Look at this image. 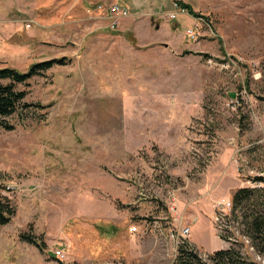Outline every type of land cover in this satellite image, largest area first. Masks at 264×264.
I'll return each mask as SVG.
<instances>
[{"label": "rangeland", "instance_id": "rangeland-1", "mask_svg": "<svg viewBox=\"0 0 264 264\" xmlns=\"http://www.w3.org/2000/svg\"><path fill=\"white\" fill-rule=\"evenodd\" d=\"M120 1L0 0V68L64 62L20 85L30 105L0 125L14 209L0 264H173L171 193L193 264L227 246L264 264L232 216L234 242L211 221L218 199L262 185L264 0H182L199 17L166 0L111 30L104 9Z\"/></svg>", "mask_w": 264, "mask_h": 264}, {"label": "trees", "instance_id": "trees-1", "mask_svg": "<svg viewBox=\"0 0 264 264\" xmlns=\"http://www.w3.org/2000/svg\"><path fill=\"white\" fill-rule=\"evenodd\" d=\"M175 4L193 17H199L192 6L182 0H176ZM64 63L62 59H48L32 64L27 71L21 72L12 67L0 68V125L11 129L12 126L6 123L5 118L10 117L19 107H26L30 104L23 103L27 90L19 88L20 85H27L28 80L35 75H40L43 71L51 68L54 64ZM37 106V104H34ZM252 180L257 184L256 187H239L231 194L232 208L230 217L239 222L238 234L249 238L250 246L263 255L264 258V176H254ZM9 200L1 195L0 191V225L8 223L14 214ZM228 235L232 232L228 230ZM224 241L226 237L220 236ZM31 240V239H30ZM40 250L44 245L37 240H32ZM234 242V241H233ZM232 243V242H231ZM187 241L178 246L177 255L173 264H193L194 261H200L197 252L192 249ZM53 256V255H52ZM55 257V256H53ZM214 264H258L250 257L243 256L240 251L233 246L214 250L210 255ZM55 259H57L55 257Z\"/></svg>", "mask_w": 264, "mask_h": 264}, {"label": "built area", "instance_id": "built-area-1", "mask_svg": "<svg viewBox=\"0 0 264 264\" xmlns=\"http://www.w3.org/2000/svg\"><path fill=\"white\" fill-rule=\"evenodd\" d=\"M104 11L107 13L108 18V24L111 30L117 29L119 27L121 18L127 16L129 14V10L127 7L120 5L117 2L108 4L107 7H105ZM184 11V10H181ZM176 12H169L167 15L169 18H175L176 17ZM187 35L191 37V39L194 37L193 31L191 29L186 30ZM174 194L171 193L169 195V200L167 203V209L168 213L171 214L172 219H173V227L169 231L168 237L174 242L175 247L178 248L179 245H181L184 241H186V236L189 235L190 230H191V221L186 218L180 212L181 210L178 207V204L176 200H174ZM214 210L211 214V221L214 224L215 228L217 229V233L219 236H224L228 241H233L232 235H228V224L229 222L228 218L230 216V211L232 208V202L229 197H223L218 199L214 204H213ZM131 231H137V227L131 226ZM157 230L160 231V233L163 236V233L161 232L160 229H158L156 226H154ZM231 231V230H230ZM55 254V257L63 260L65 259V254L62 249H56L53 251Z\"/></svg>", "mask_w": 264, "mask_h": 264}, {"label": "crops", "instance_id": "crops-1", "mask_svg": "<svg viewBox=\"0 0 264 264\" xmlns=\"http://www.w3.org/2000/svg\"><path fill=\"white\" fill-rule=\"evenodd\" d=\"M120 3L123 4L122 6L127 7L129 10V14L125 16L124 20L122 21L123 28H126V25L131 26V23L135 22V16L141 14L140 10L146 9V8L150 9V7L155 8L159 6H167L168 4L166 3V0L164 1L162 0V2H160V0H121ZM170 11L171 10L167 12L169 13ZM224 197H230V195L227 194V196H224ZM223 244H225L224 241H223Z\"/></svg>", "mask_w": 264, "mask_h": 264}]
</instances>
